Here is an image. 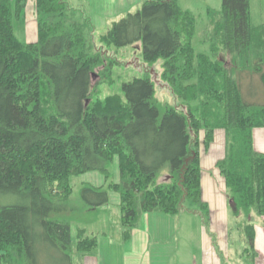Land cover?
Listing matches in <instances>:
<instances>
[{
	"label": "trees",
	"instance_id": "obj_1",
	"mask_svg": "<svg viewBox=\"0 0 264 264\" xmlns=\"http://www.w3.org/2000/svg\"><path fill=\"white\" fill-rule=\"evenodd\" d=\"M36 4L38 41L26 43L14 31L26 0H0V195L20 200L0 207V264H39L38 226L72 262V179L87 173L101 174L119 195L126 240L148 213L190 211L206 221L200 149L211 148L217 131L225 133L217 169L248 242L244 255L255 260L251 221L264 220V153L254 135L264 130V105L246 101L238 76H259L264 86V25L253 27L250 0L209 10V53L194 49L197 19L178 0H144L97 39L87 38L66 0ZM138 44L149 70L163 60V82L182 105L158 100L150 74L95 99L93 74L99 69L102 83H112L119 63L112 48ZM108 190L90 186L83 194L97 196L90 202L97 208L109 203ZM77 240L80 255L98 249V237L84 229Z\"/></svg>",
	"mask_w": 264,
	"mask_h": 264
},
{
	"label": "rangeland",
	"instance_id": "obj_2",
	"mask_svg": "<svg viewBox=\"0 0 264 264\" xmlns=\"http://www.w3.org/2000/svg\"><path fill=\"white\" fill-rule=\"evenodd\" d=\"M16 1L17 0H12L14 3ZM66 2L69 11L74 18L78 21L86 22V36L88 39L93 37L97 39L100 35L106 33L111 27L110 25L107 26V28H103L104 25L99 26L103 21L107 20L108 8H102L95 5L92 6V8H89L87 0H66ZM128 3L132 6L131 12L135 13L142 8L144 0L139 7L135 6L136 0H128ZM178 3L183 10L192 12L197 19L196 34L193 39L194 49L198 53H209L208 44L203 42V32L206 30L209 21L208 12L209 10L221 11L223 0H178ZM91 4L93 5V3ZM109 11L110 10L108 9V12ZM250 12L253 27L259 28L264 25V0H250ZM37 22L36 0H26V7L21 17L15 18L14 20V31L16 36L24 42H37ZM94 26L97 27V29L94 28ZM91 29L93 31H91ZM94 29H96V31H94ZM111 52V55H113L119 63L116 64L113 69L112 83H102L101 71L99 69L95 71L92 76L93 85L96 86L100 84L98 92L95 94V99H105L113 94H122L124 83H128L135 78H143L150 74L155 84V94L158 100H165L175 107L182 105V101L177 99L169 86L163 82V60L156 62L149 70V66H147L143 59L141 44L134 46L130 45L123 48L114 47ZM225 59L227 65H230L229 59L226 57ZM238 77L246 101L253 105H264V86L259 76H254L250 73H243L239 74ZM262 138H264V136H262ZM114 172L116 175L114 179L117 180V167H114ZM72 186L74 189L71 199L73 210L71 213H67V218L69 217L68 219L72 223L71 237L73 245L68 249L69 254L73 253V255H71L72 262H70V264H136L131 261H126L124 250H121L119 247L115 249V246L111 248L109 245L112 240L117 241L123 237V228L121 225L122 212L119 195L112 190H108L107 185H105L104 177L95 172L73 178ZM90 186L101 187L108 190L109 203L95 208L94 205H92L93 203L90 202L91 199L95 203L98 202V197L95 196L93 198V196H90L91 194L87 197L83 194V190ZM19 202L20 200L18 198L0 195V207L17 204ZM186 207L195 208L189 201L186 203ZM235 222V218L230 215V253H234L231 261L235 262V260H239L240 263L244 261L245 264H252L250 262L251 260L245 257H237V259L235 257L237 253L239 254L246 247L248 248V242L242 231L237 228V223ZM251 222L255 225H260L259 223H262L263 219L253 216ZM79 229L86 230L88 236L98 237L99 246L94 254L77 255L76 246ZM44 230L43 227L38 226L34 232L35 244L41 250V255L39 256L38 261L39 264H69L65 256L61 254V250H58V248H55V246L50 245L47 242ZM184 241L186 243L184 247L181 241L178 245L180 256L172 258L171 260L168 259L167 261L172 262L176 259L178 261L176 264H192L194 256L201 258L203 248L200 236L195 234L188 239L184 238ZM112 250H114V252ZM115 250L117 251L115 252ZM93 258H95V263L94 261H91ZM225 261L229 264L228 260Z\"/></svg>",
	"mask_w": 264,
	"mask_h": 264
},
{
	"label": "crops",
	"instance_id": "obj_3",
	"mask_svg": "<svg viewBox=\"0 0 264 264\" xmlns=\"http://www.w3.org/2000/svg\"><path fill=\"white\" fill-rule=\"evenodd\" d=\"M88 3L89 8L95 5L110 10L108 12L107 9V20L99 25H104L103 28L111 26L115 21L132 13V6L129 4L130 2L128 3V0H88ZM142 3L143 0H136L135 6L139 7ZM83 23L86 24V22ZM94 28L97 29L95 26ZM91 31L93 30L91 29ZM262 136H264L263 130L255 131V147L257 151L264 153V138ZM200 157L202 200L209 206V216L206 221L202 218L201 213L190 211H183L175 217L162 213L144 214L129 239L126 240L123 236L122 239L112 240L109 244L111 248L115 246V249L119 247L124 250L127 262L131 261L136 264H176L178 263L176 259L172 262L167 260L180 256L178 250L179 242L181 241L184 247L186 245L184 238L188 239L198 234L203 251L201 258L194 256L192 264H227L225 260H228L229 264H245L244 261L241 263L239 260L231 261L234 253H230V215L235 218V223H237L236 212L233 200L228 193L226 182L217 169V163L225 157L224 131L216 132L214 143L209 150L201 146ZM263 223L264 220L259 223L260 225L254 224L256 229L255 260L250 255H244L247 247L241 253H237L236 259L237 257H245L251 260L252 264H264ZM112 251L114 252V250ZM94 259L91 261L95 263Z\"/></svg>",
	"mask_w": 264,
	"mask_h": 264
}]
</instances>
